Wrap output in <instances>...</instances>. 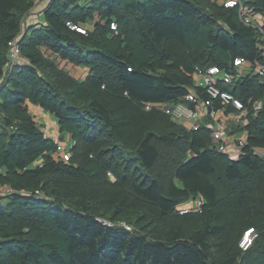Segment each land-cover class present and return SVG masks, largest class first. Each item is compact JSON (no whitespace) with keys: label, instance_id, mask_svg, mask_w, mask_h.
<instances>
[{"label":"trees","instance_id":"1","mask_svg":"<svg viewBox=\"0 0 264 264\" xmlns=\"http://www.w3.org/2000/svg\"><path fill=\"white\" fill-rule=\"evenodd\" d=\"M34 4L0 0V264H264V0L242 11L224 0H50L9 69L8 43ZM237 58L249 73L219 85L245 111L228 123L247 133L232 159L208 117L188 129L164 108L192 106L190 90L206 99L193 74L235 75ZM27 103L57 120L58 141ZM208 109L238 113L220 100ZM195 200L200 211L178 213Z\"/></svg>","mask_w":264,"mask_h":264},{"label":"built area","instance_id":"2","mask_svg":"<svg viewBox=\"0 0 264 264\" xmlns=\"http://www.w3.org/2000/svg\"><path fill=\"white\" fill-rule=\"evenodd\" d=\"M242 1L243 0H224V5L227 7H233L240 5L239 11H242ZM37 2V1H36ZM260 16H245L242 18L243 22L247 25L254 24V21L259 19ZM25 19L23 20V26L21 33L16 36L12 41L8 43L9 45V69L12 68V65L20 60V51L18 46V40L20 35L24 31ZM82 32L81 30H79ZM262 39L264 41V33L262 31ZM263 55H264V44H263ZM234 65L238 67L237 74L231 75L226 74L221 71L216 66L207 68L205 71H196L193 74L194 84L196 87H200L204 90L206 94V99H196L195 92L190 90L185 96V100L192 106L180 103L175 107L169 108L165 107L164 112L168 114L172 120L184 124L188 129H197L198 126L204 122L205 118H209L210 122H204L205 126L211 131V137L213 142L217 144V148L220 152L227 153L232 159L233 157H238L242 145L246 140V132L241 134H229L228 132V123H239L242 121V117L245 115L244 106L240 100L235 98L232 94L227 91L221 90L219 85L225 84L228 85L233 80L234 76L240 77L242 75L249 73L250 66L245 63L243 59L237 58L234 60ZM246 66V72L243 71V67ZM252 70V69H251ZM255 72L257 75L264 79V62L255 67ZM214 100H220V104L223 108L231 106L237 110L235 113H227L223 110H209L208 108L213 105ZM261 106V103L258 102L255 105V109H258ZM234 145L236 149V156L229 153V146ZM68 145L59 143L57 146V151L64 160L68 159ZM235 158V159H236ZM6 191L0 189V197L4 195ZM37 193V192H36ZM202 205L201 200H195L182 206L179 210V214H185L190 211H200ZM254 238V233L252 229H249L245 232L243 237L239 242V247L246 251Z\"/></svg>","mask_w":264,"mask_h":264},{"label":"crops","instance_id":"3","mask_svg":"<svg viewBox=\"0 0 264 264\" xmlns=\"http://www.w3.org/2000/svg\"><path fill=\"white\" fill-rule=\"evenodd\" d=\"M49 1L50 0H35V4L33 8L29 11V13L25 17V26L39 25V24L44 23L45 19L43 15V10ZM261 19L262 17L260 16V18L257 20L261 21ZM245 68L246 66L242 68L244 72H246ZM27 107H28V110L31 112V114L34 116V119L37 122V124L41 127V130L47 136L52 137L55 141H58L59 131H58L57 120L50 114L42 111L37 106H33L30 103H27ZM69 142H70V138L67 135L65 136L64 142H61V143L68 145ZM229 153L236 156V149L234 145L229 146ZM235 158L236 157H233V159Z\"/></svg>","mask_w":264,"mask_h":264},{"label":"rangeland","instance_id":"4","mask_svg":"<svg viewBox=\"0 0 264 264\" xmlns=\"http://www.w3.org/2000/svg\"><path fill=\"white\" fill-rule=\"evenodd\" d=\"M61 64H63L62 66L77 78H81L85 75V70L83 68L74 67L64 62H62Z\"/></svg>","mask_w":264,"mask_h":264}]
</instances>
